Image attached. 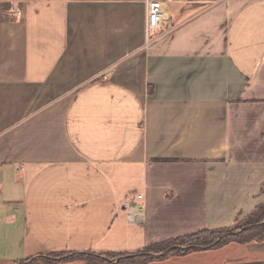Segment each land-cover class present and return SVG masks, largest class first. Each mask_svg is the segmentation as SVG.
I'll use <instances>...</instances> for the list:
<instances>
[{
    "label": "crops",
    "instance_id": "obj_1",
    "mask_svg": "<svg viewBox=\"0 0 264 264\" xmlns=\"http://www.w3.org/2000/svg\"><path fill=\"white\" fill-rule=\"evenodd\" d=\"M164 14L145 44L144 0H0V264L135 253L264 203V0ZM147 264H264V244Z\"/></svg>",
    "mask_w": 264,
    "mask_h": 264
},
{
    "label": "trees",
    "instance_id": "obj_2",
    "mask_svg": "<svg viewBox=\"0 0 264 264\" xmlns=\"http://www.w3.org/2000/svg\"><path fill=\"white\" fill-rule=\"evenodd\" d=\"M248 217H246L245 224L240 226L204 229L184 234L153 243L135 253L84 251L75 252V254L87 255L89 259L86 264H147L152 261L165 260L172 256L186 255L194 251L220 248L233 242L243 244L258 241L264 244V203L258 205Z\"/></svg>",
    "mask_w": 264,
    "mask_h": 264
},
{
    "label": "built area",
    "instance_id": "obj_3",
    "mask_svg": "<svg viewBox=\"0 0 264 264\" xmlns=\"http://www.w3.org/2000/svg\"><path fill=\"white\" fill-rule=\"evenodd\" d=\"M172 0H144L145 5V21H144V36L145 44L152 42L156 36L160 34L166 27L164 2ZM137 198H141L138 195Z\"/></svg>",
    "mask_w": 264,
    "mask_h": 264
},
{
    "label": "rangeland",
    "instance_id": "obj_4",
    "mask_svg": "<svg viewBox=\"0 0 264 264\" xmlns=\"http://www.w3.org/2000/svg\"><path fill=\"white\" fill-rule=\"evenodd\" d=\"M105 78H107L105 71L102 72V74L100 73L99 75L94 77V79H96V80H104ZM245 221H247L246 217L240 218L230 228L240 226L241 224H245ZM86 258H87V255H84L81 253H76V254L70 253V254H68L67 252H63V253L48 254L46 256H40V257L33 258L31 260H27L26 262L20 261V262L14 263V264H86L87 260L89 259V258H87V259ZM1 264H9V263H1Z\"/></svg>",
    "mask_w": 264,
    "mask_h": 264
}]
</instances>
